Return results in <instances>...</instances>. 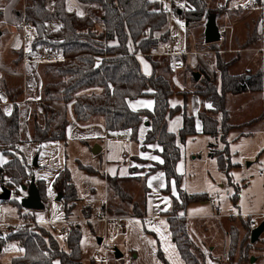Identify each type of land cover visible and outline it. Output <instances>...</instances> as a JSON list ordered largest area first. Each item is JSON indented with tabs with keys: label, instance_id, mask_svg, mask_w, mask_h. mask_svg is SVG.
Here are the masks:
<instances>
[{
	"label": "rangeland",
	"instance_id": "374dc122",
	"mask_svg": "<svg viewBox=\"0 0 264 264\" xmlns=\"http://www.w3.org/2000/svg\"><path fill=\"white\" fill-rule=\"evenodd\" d=\"M9 1L0 0V11L3 12L0 17V98L7 112H10V109L12 110L14 104H18L19 107L21 121V143L19 145L21 154L19 156L24 155L26 157L31 173L29 179L25 180L23 184L29 186L33 175L36 180L42 179L45 182L46 192L42 196L44 208L28 209L21 206L23 199L28 196V190L22 187L11 188L10 199H0V234L6 237L11 233L14 234L22 227L32 230L44 226L50 232L53 231L60 245L64 247L65 231L68 232L70 227L75 225L78 226L82 235L80 245L81 264H143V258H146L149 264H165L159 252L163 253L169 264H184L178 254L176 244L171 243L174 248L171 247L169 253L174 252L173 256L177 254L179 260L174 258L171 262L165 254L161 237L167 231L162 232L161 227H166L162 219L157 220L158 226L155 227L156 229L149 227L151 224L150 219L146 221L127 219L124 228L115 227L114 224H108L104 221L89 222L87 220L103 216L104 201L108 198L106 178L103 176L105 160H102L93 152L94 148L99 145V140L96 141L95 138L91 137L86 142L88 138L85 139V136L81 135L83 132L80 133L79 131L70 133L64 142L39 143L32 140L34 125L36 123L42 126L45 125L44 105L51 106L59 112L56 128H59L65 119L73 121V123L79 122L87 127L92 126V128H95L94 124L98 119L102 123L103 120L102 116L97 115L88 120L77 121L73 109L75 98L70 101H45V85L49 82L55 83L60 79L52 71H49L48 67L51 64H60L70 60H66L61 51L54 50L46 44L37 46L35 41L37 33L33 26L30 29L33 34L31 37L29 31H24L21 27L22 21H28L25 18L27 7L32 5L33 0H21L19 6L15 8L13 12V18L17 24L15 29V26H12L9 22L11 19L10 14L4 11ZM47 1L48 8L53 10L57 0H55L54 5H52L51 0ZM79 2L82 8L86 5L88 13L90 5ZM204 5V17L195 22L196 24L193 27L190 26V32L194 36L193 42L188 38L186 22L179 16L175 17L177 13L173 17L166 15L167 24L160 32L168 31V37L174 38L175 44L172 49L176 51L187 49L186 54L172 57L174 61L177 58L184 60V70L165 72V76L170 80L175 91L181 88L184 92H187L188 89L194 91L199 89L200 91L203 86L200 79L205 75H209L207 71H211L212 74L209 76L214 79V83L220 89L219 64L234 58L238 61L231 67V73L238 72L249 76L264 69V4L259 10L252 8L250 0H205ZM175 6L183 10L187 8L182 0H176ZM65 7L69 11L66 0ZM18 10L23 12L22 21L19 24L15 16V12ZM99 13L101 14V11ZM211 13L217 15L219 25L227 27L226 32L222 33L221 39L215 43H207L204 34L205 24ZM54 21L48 22L45 36L50 37L49 33L60 28L61 25ZM169 23H171V34L167 29ZM101 24L95 21L91 30L97 34L101 33L104 30ZM40 39L41 37L38 36L37 40ZM130 46L133 50V46L131 44ZM30 47H32V51H30ZM188 47L196 49H189ZM192 51L195 53L213 51V54L193 55ZM141 54H138L141 60L150 61L148 56H151L163 60L161 65L163 68L170 66L169 56ZM48 55L56 57L57 60H43ZM33 59H36V61H33ZM196 59L197 61L204 60V63H206L203 66L204 68L200 66L192 69L194 64L199 66ZM25 60H28V62ZM161 66L160 69L164 70ZM175 66L177 69L176 64ZM193 71L200 73L198 81H195L193 74L196 72ZM185 75L189 81L185 82L186 87H182L179 82L184 81ZM5 88L13 89L19 93L18 95H16L17 92L12 94V97H15V102L10 101L11 99L7 96ZM88 89H82L79 93H93L101 90L85 92ZM72 96L75 97L76 95L72 94ZM202 100H204L203 97H201V102ZM55 102L61 104L60 107ZM209 105L208 102L204 101L201 110L208 108ZM7 107L10 108L7 109ZM228 107L231 115L230 121L233 124H241L258 116H262V118L259 117L251 124L234 128L224 139L220 136L216 138L201 133L189 135L182 142L177 132V144L180 146L181 152L177 171L182 175V190L190 195L195 193L206 195L205 199L187 206L186 212L190 216L199 212L264 210V92L233 95L229 99ZM133 143L134 146L137 145L138 147V140ZM211 143L212 146L210 147ZM224 149L228 150V155ZM210 151L223 153L225 160L231 164L228 172L220 169L218 157L210 155ZM8 159L9 157L0 154V163ZM64 167L69 169L72 182L78 192V200L69 219H66V201L62 194V197L58 199L60 193L54 188L53 184L61 168ZM97 170L99 171L97 172ZM140 175L143 178H137L135 177L137 174H135V176H131L133 178H127V181L122 183V188L130 198L122 199L109 188L111 194L108 201L110 207V215L108 216H135L139 211L145 212L143 205L146 206V201L151 203L153 209L152 202L155 204L169 203L164 213L172 210L173 197H178L180 191H182L177 189L175 181H172L169 190L166 191L163 188L165 186L160 185L161 179L156 177L152 181L153 186L149 188L147 178H145L146 172ZM2 192L3 187H0V195ZM235 195L236 199L233 198ZM150 205H148V211ZM77 219L79 221H76ZM248 220V216L243 215L241 217L220 216L204 221L207 227L210 226L211 240L216 236L221 239L226 235L225 231H229V249L226 251L225 258L221 259L219 263L238 264V260L242 259L240 254L241 241L244 237H247L248 233L241 222L247 223ZM258 221L260 223L262 218ZM187 225L189 229L188 222ZM233 225L238 229L237 240L234 241L235 248H231V228ZM263 235L264 233L255 243H251V233L248 235L245 244L249 243L251 247L246 253V257L244 256V260L239 261L240 264H264V239H261ZM131 243H134L138 250H142V257L139 259L134 256L136 251H131ZM195 244L198 245L196 242ZM142 248L145 249L147 254H143ZM233 248L234 250H232ZM0 249V264H12L14 257L24 253V248L18 240L5 241L0 239ZM116 250H119L123 256L116 257ZM231 251L234 252L230 256ZM252 257L256 258L254 262H251ZM56 262L59 264V261Z\"/></svg>",
	"mask_w": 264,
	"mask_h": 264
},
{
	"label": "trees",
	"instance_id": "16d2710c",
	"mask_svg": "<svg viewBox=\"0 0 264 264\" xmlns=\"http://www.w3.org/2000/svg\"><path fill=\"white\" fill-rule=\"evenodd\" d=\"M79 1L90 5L85 16L67 11L65 0H57L53 10L48 8L47 0H33L32 5L27 7L25 18L33 24L37 33L36 37H41L40 40L36 38V45L46 44L54 50L61 51L66 60H70L60 64H51L48 67V70L60 79L55 83L49 82L45 85V101H70L75 98L73 109L77 121L88 120L100 115L107 130L130 129L132 139L135 141L138 140L139 125L146 121L148 130L143 147L151 142L160 144L162 146L160 155L163 162L156 163L145 176L161 170L167 179L166 191L169 190V185L173 180L177 189L182 190V175L177 171V163L181 157L180 146L177 144V135L168 129V119L183 111V125L178 135L184 142L187 136L198 133L195 116L188 114L187 99L183 105L170 106L169 97L176 91L165 76V72H171V67L168 65L163 68L161 66L163 60L148 56L153 70L151 75H147L143 72L138 56L141 53H150L155 45L168 37V31L160 33L167 24V14L162 9V0ZM182 1L187 8L182 12L178 11L177 15L187 24L195 23L204 17L205 0ZM258 1L264 4V0ZM2 13L0 11V17ZM15 16L19 24L22 21L23 12L18 10ZM53 20L60 21L61 26L58 30L49 33L50 37H47L45 36L47 24ZM95 21L105 24V29L99 34L91 30ZM236 61L238 60L234 58L219 64L220 89L209 75L200 79L203 83L199 91L201 97L204 98L202 103L206 101L211 105L199 112V118L203 123V133L216 138L220 136L224 139L234 128L251 124L259 117L262 118L258 116L241 124H233L230 121L228 104L232 95L244 92H264V69L249 76L248 74L231 73L230 69ZM160 66L164 70H161ZM96 87H101V90L93 93H79L82 89ZM5 91L10 101H14L15 97H12V94L17 91L6 88ZM18 94L17 92L16 95ZM72 94L76 96L73 97ZM144 96L154 97V107L152 109H132L129 101ZM43 109L46 115L45 125L42 126L39 123L34 125L32 140L39 143L66 140L68 119L56 128L59 112L48 105H44ZM20 143L21 121L18 104H14L12 110L7 112L0 98V154L9 157L7 161L0 163V187L10 190L22 187L24 181L31 176L26 157L19 156L21 154ZM224 151L228 155V150L224 149ZM210 155L218 157L220 169L226 172L230 170L231 164L225 160L223 153L210 151ZM33 177L32 175L31 181ZM124 180L117 176L107 177L109 188L122 199L130 198L122 188ZM36 184L42 198L46 192L45 182L42 179L36 180ZM53 184L66 201V219H69L78 200V192L67 167L59 172ZM205 198V194L190 195L182 190L178 197H173L172 210L165 213L168 216V228L172 239L185 264H208L205 253L191 237L185 215L180 214V211L185 212L191 203ZM143 215L144 212L139 211L135 216ZM241 223L249 235L252 231L249 220L247 223ZM237 230L233 225L231 248L236 246L234 241L237 240ZM247 237L241 241L242 259L238 260V264L244 260V256L246 257L251 247V244H245ZM81 238V231L75 225L68 230L64 247L60 245L53 231L50 232L44 226L32 230L22 227L14 234L0 237L5 241L18 240L24 248V253L14 257L12 264H57L56 261H59V264H81ZM233 252L231 251L229 255H233ZM159 255L165 264H169L162 252H159Z\"/></svg>",
	"mask_w": 264,
	"mask_h": 264
},
{
	"label": "crops",
	"instance_id": "0c3cea01",
	"mask_svg": "<svg viewBox=\"0 0 264 264\" xmlns=\"http://www.w3.org/2000/svg\"><path fill=\"white\" fill-rule=\"evenodd\" d=\"M51 1H52V5H54L55 0H51ZM20 2H21V0H10L9 3L4 8L5 9L4 11L5 12L7 11L11 16V19L9 22L11 23L12 26H15L14 29L17 27V24L13 18V16H14L13 12H14L15 8L17 6H19ZM66 2H67V8L69 11H74L78 15H81V16H83L87 13L86 5H85V7L82 8L80 5L81 3L78 0H66ZM175 17H178V15L177 16L175 15ZM54 22H57L61 25L60 21L55 20ZM195 24L196 23H192V24L186 23L187 35L189 36L188 38H190L191 42L194 41L193 40L194 36L190 32V26L193 27ZM167 29L169 30V32L171 34V23H169V28H167ZM28 31H29V35L31 37L33 34L31 33L30 30H28ZM30 48H31L30 51H32V47H30ZM188 48L194 49V50L196 49L193 47H188ZM174 51L176 53L173 55H169V58H168L169 60H171L169 63L171 70L173 72H178L177 70L183 71L184 66H185L184 60L177 58L174 61V60H172V57H174V56L179 57V55H181V54H184V53L186 54L187 49H185L184 51H180V50L179 51L174 50ZM192 53H193V55H195V54L205 55V54H209V53L213 54V51H207V52H203V53H198V52L195 53L194 51H192ZM34 60H36V59H33V61ZM196 62H197V65H199V66H196L194 64V66H192V69H195V67L197 68L200 66L203 67L206 64V63H204L203 59H201V61H197V59H196ZM175 64L177 65V69L175 68L176 67ZM141 65H142L143 72L147 75H151L152 70H153L151 62L149 60H141ZM193 72H196V71H193ZM207 72L209 75L212 74L211 71H207ZM236 73H238V72H236ZM183 74H185V73H183ZM184 77H185L183 79L184 81L182 83L179 82L180 86H182V87H184V86L186 87L185 84L189 81V79L188 80L186 79V77H187L186 75ZM195 81H197V80H195ZM100 89H101L100 87H96V88L88 89L85 92H89V90L90 91H93V90L96 91V90H100ZM187 92H189V93H185L183 91V88L177 89L176 92L169 97V103H170L171 107H176L178 105H183L185 99H187L188 114H192L195 116L196 129L198 132L197 134H201V133H203V123L199 118V112L202 109L201 95L199 94V89L198 90L196 89V91L188 89ZM244 93H248V92H244ZM237 95H240V94H236L234 96H237ZM55 104L57 106L61 105L58 102H55ZM129 105L131 106L132 109H135V110L144 109V108L152 109L155 105V99L153 96L139 97L137 99L130 100ZM9 108L7 107V109H9ZM10 111H11V109H10ZM183 120H184L183 111H180V112L174 114L173 116L169 117V119H168L169 131L174 132L177 135V132L179 133V130L181 129V127L183 125ZM94 126H95V128H92V126L87 127L85 125L80 124L79 122L73 123V121L72 122L69 121V124L67 126V136L70 135V133L72 134L73 132L76 133L77 131H79L80 133L83 132V133H81V135L85 136V139L88 138L86 142H88V140H90L91 137L95 138L96 141L99 140V145H98V146H100L99 152L98 153H95L94 151L93 152H94V154L99 156L102 160L103 159L105 160L103 176L106 178V187L108 190V198L104 201L103 216H107V215H110V210H109L110 207L108 205V201H109V197L111 194V192L109 190V185L107 182V177L108 176H112V177L117 176L120 178H124L125 179L124 182L127 181V178H133L131 176H135V174H137V176H135V177L143 178V176L140 174H143V172H146V174H147L150 170L148 168L152 167L154 163H162L163 162V159L160 155V152L162 150V146L160 144H158L157 142H151V143L146 144L145 147H143L144 146L143 142H144L147 130H148V123L146 121H143L139 125V129H138V133H137V139L139 141L138 147H137V145L134 146L133 142L135 140L132 139V131L130 129L121 130V131L107 130L104 127V124L99 119L95 122ZM58 141L64 142L65 140H58ZM47 142H51V141H47ZM44 143H46V142H44ZM152 157H158V159H152ZM140 169H142V170H140ZM61 170H62V168H61ZM98 171L99 170H97V172ZM156 177H157V179L158 178L161 179L160 185L165 186V187H163L165 189L166 185H167V179H166L165 173L161 170H159L155 173H150V174H148L147 177L145 176V178H147V183L149 185V188L151 186H153L152 181L154 179H156ZM149 195H150V192H149ZM152 203H153L152 205H153L154 209L151 207V205H150L151 203H149V201H146V206L143 205L144 210H145L144 215L141 217L140 216H130L128 218V220L146 221V220L150 219L151 224L149 225V227L152 229L155 228L156 226H158V224H157L158 219L164 220L166 227L163 226L161 228H162V232L163 231L164 232L167 231V232H165L163 237L160 236L162 239L163 249H164L167 257L171 260V262L174 260V258L175 259L177 258L179 260L177 254H176V256H173L172 254H174V252L171 251V253H169L170 248L173 247V246H171V243L172 244L174 243L172 236H171V233H170L169 228H168V221H167L168 216L164 213V211L167 210L166 208L168 207L169 203L168 204H155L154 202H152ZM148 205H150L149 211H148ZM261 213H264V210L250 211V212H237V211H235V212H219V211L215 212L214 211V212H210V213L199 212V213L191 214L192 216L188 215V213L186 211L185 212L182 211L180 214L185 215L187 222L189 224V232L191 234V237L200 246L202 251L205 253L206 257L208 258V263L209 264H219V261L221 259L225 258L226 251L229 249V245H230L229 231H225L226 235L223 236L221 239H218L220 237L216 236V237H214L213 240H211L212 234L210 231V226L207 227L204 221L210 220V219H215L216 217H220V216H230V217H232V216L239 217L240 216L241 217L243 215H246V216H248L249 223L253 229L256 226L255 227L252 226V224L250 222V218L252 215H258ZM261 218H262V221L264 220V217L257 218V225L259 224L258 220ZM87 220L89 222L103 221V220H100L99 218H96V219L91 218V219H87ZM87 220H85V221H87ZM76 221H79V219H77ZM197 223H201V224L197 225ZM125 226H126V222H125V225L123 226V228ZM154 235L157 236L156 234H154ZM261 239H264V235L262 236ZM144 242L146 243V241H144ZM173 245H175V243ZM131 249H132L131 250L132 252L136 251V253L134 255L136 259H139L140 257H142V250L141 251L138 250L134 243H131ZM142 249H143V254H147L145 249L144 248H142ZM178 254L180 255L179 251H178ZM180 257H181V255H180ZM255 260H256V258L254 257V261ZM182 262L185 264V262L183 261V258H182ZM146 263L149 264L147 262V259L143 258V264H146ZM175 263H176V261H175ZM180 264H182V263H180Z\"/></svg>",
	"mask_w": 264,
	"mask_h": 264
},
{
	"label": "water",
	"instance_id": "95a60500",
	"mask_svg": "<svg viewBox=\"0 0 264 264\" xmlns=\"http://www.w3.org/2000/svg\"><path fill=\"white\" fill-rule=\"evenodd\" d=\"M205 41L207 43H213V42H217L221 39L222 37V33L219 30V24L217 21V15L216 14H209L208 18H207V22L205 25ZM195 80H199L200 78V73L196 72L193 74ZM100 149V146H96V148H94V152L98 153ZM22 188L27 189L28 190V196L26 198L23 199L22 206L28 209H42L44 208V202L41 198L39 189L37 187L36 184V180L35 177L32 178V181L30 183L29 186L27 185H23ZM10 194H11V190L3 187V192L0 195V199L2 200H8L10 199ZM62 196L61 194H59L58 199H60ZM262 233H264V220L261 221L255 228L252 229L251 231V243H255L256 241L259 240L260 236L262 235ZM0 237H3L2 234H0ZM101 241V240H100ZM116 257H121L122 253L119 250H116ZM254 261V257L251 258V262Z\"/></svg>",
	"mask_w": 264,
	"mask_h": 264
},
{
	"label": "built area",
	"instance_id": "2783aa9c",
	"mask_svg": "<svg viewBox=\"0 0 264 264\" xmlns=\"http://www.w3.org/2000/svg\"><path fill=\"white\" fill-rule=\"evenodd\" d=\"M176 0H162V9L163 11L170 17H173L175 15V13L182 12V8L175 6ZM250 3L252 5V8L254 10H259L262 8V3L259 2L258 0H250ZM21 27L24 29V31H28L30 29H32V23L29 21H22L21 22ZM102 29H105V24L102 23L101 24ZM219 30L221 33L226 32L227 27L226 26H221L219 25ZM175 44V40L173 37H168L166 40L161 41L159 44L155 45L153 47V49L151 50L150 53L146 54V55H152V56H169V55H173L176 52L174 51V49H172L173 45ZM142 55V54H139ZM57 60L56 57L52 56V55H48L46 58H44L43 60ZM62 60V59H59ZM26 62H28V60H25ZM36 61V60H34ZM259 217H264V213L258 214V215H252L250 218V222L252 224V226H257V218ZM129 217H119V216H101L99 217L100 220H103L106 223H112L114 224L115 227H123L125 225V221L128 219ZM70 222V221H68ZM65 231V236H67L68 232Z\"/></svg>",
	"mask_w": 264,
	"mask_h": 264
},
{
	"label": "snow or ice",
	"instance_id": "6c2138e0",
	"mask_svg": "<svg viewBox=\"0 0 264 264\" xmlns=\"http://www.w3.org/2000/svg\"><path fill=\"white\" fill-rule=\"evenodd\" d=\"M209 107H211V105H209ZM152 159H158V157H152ZM162 162V161H161Z\"/></svg>",
	"mask_w": 264,
	"mask_h": 264
}]
</instances>
